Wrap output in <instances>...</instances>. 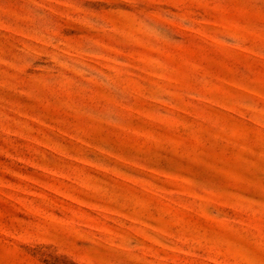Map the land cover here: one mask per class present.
Listing matches in <instances>:
<instances>
[{"label": "rangeland", "instance_id": "obj_1", "mask_svg": "<svg viewBox=\"0 0 264 264\" xmlns=\"http://www.w3.org/2000/svg\"><path fill=\"white\" fill-rule=\"evenodd\" d=\"M0 264H264V0H0Z\"/></svg>", "mask_w": 264, "mask_h": 264}]
</instances>
